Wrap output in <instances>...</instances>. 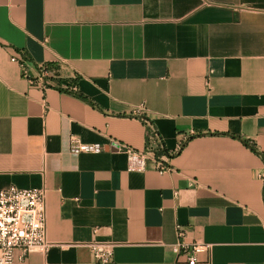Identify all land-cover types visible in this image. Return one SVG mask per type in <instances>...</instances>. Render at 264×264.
I'll return each instance as SVG.
<instances>
[{"label": "crops", "instance_id": "1", "mask_svg": "<svg viewBox=\"0 0 264 264\" xmlns=\"http://www.w3.org/2000/svg\"><path fill=\"white\" fill-rule=\"evenodd\" d=\"M18 51L57 77L30 85ZM72 136L104 150L72 154ZM111 139L144 152V169ZM9 185L45 189L54 243L14 264H188L180 240L210 245L194 264H264V0H0Z\"/></svg>", "mask_w": 264, "mask_h": 264}, {"label": "built area", "instance_id": "2", "mask_svg": "<svg viewBox=\"0 0 264 264\" xmlns=\"http://www.w3.org/2000/svg\"><path fill=\"white\" fill-rule=\"evenodd\" d=\"M10 60L18 63L22 76L28 80L30 85L45 88L51 84V79L58 75L57 67L48 63H39L30 70L22 51L15 53ZM144 123L147 127L148 138L158 140V135L152 125L146 119ZM107 147H115L126 152L129 170L144 169L146 159L144 152L133 150L112 139L107 142ZM68 148L72 154L99 153L104 150V145L96 142L84 143L72 136L69 139ZM159 150L164 151L161 144H159ZM164 155L169 156L163 152L154 159L158 173L171 170L169 163L163 159ZM177 234L180 238L183 235L181 225H177ZM52 245L54 243L46 238L45 189L43 187L18 188L15 185L0 188V264H14L16 250L20 252L21 258H24L32 250L46 253ZM209 246L207 243L197 241L185 243L180 240L172 247V251L183 255L188 264H194L197 261V254L208 250ZM88 247L97 262L111 261L112 252L108 244L91 242Z\"/></svg>", "mask_w": 264, "mask_h": 264}, {"label": "trees", "instance_id": "3", "mask_svg": "<svg viewBox=\"0 0 264 264\" xmlns=\"http://www.w3.org/2000/svg\"><path fill=\"white\" fill-rule=\"evenodd\" d=\"M245 143H247L246 141H244Z\"/></svg>", "mask_w": 264, "mask_h": 264}]
</instances>
